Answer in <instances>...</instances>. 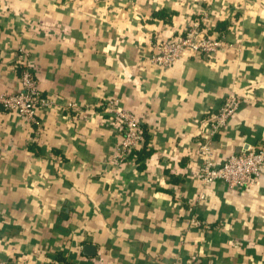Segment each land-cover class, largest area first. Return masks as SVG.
I'll list each match as a JSON object with an SVG mask.
<instances>
[{
	"label": "crops",
	"instance_id": "1",
	"mask_svg": "<svg viewBox=\"0 0 264 264\" xmlns=\"http://www.w3.org/2000/svg\"><path fill=\"white\" fill-rule=\"evenodd\" d=\"M204 15L230 48L150 62ZM19 50L50 105L34 123L0 110V264H264V168L250 188L196 178L228 93L213 160L264 149V0H0L1 93L21 90ZM110 97L138 119L137 161L113 159Z\"/></svg>",
	"mask_w": 264,
	"mask_h": 264
},
{
	"label": "built area",
	"instance_id": "2",
	"mask_svg": "<svg viewBox=\"0 0 264 264\" xmlns=\"http://www.w3.org/2000/svg\"><path fill=\"white\" fill-rule=\"evenodd\" d=\"M201 14L203 15L202 12ZM204 20L200 17L193 20L186 28L184 36L178 40L158 41L150 56V62L155 67L165 70L171 68L181 57L189 53L213 57L217 52L230 48V45L222 38L207 34L204 29L206 27H203L206 26L205 15ZM19 52L21 53V90L17 93L0 92V110L14 113L26 122L34 123L37 112L40 109L48 108L50 103L40 95L28 54L23 50H19ZM105 102L102 113L107 116L109 121L117 124L122 132L113 159L118 164L127 163L130 161L132 151L143 142L138 119L131 111L123 107L118 98L110 97ZM222 102L217 112L205 123V131L198 143L197 152L200 164L196 178L204 186L224 182L232 189L253 187L262 175L264 149L241 151L228 156L220 163L213 160L211 139L226 128L242 104L241 97L232 93H228ZM198 200H204L203 193L199 194ZM190 224L194 227L204 226L202 221L196 217L190 219ZM168 264L178 263L174 261Z\"/></svg>",
	"mask_w": 264,
	"mask_h": 264
},
{
	"label": "trees",
	"instance_id": "3",
	"mask_svg": "<svg viewBox=\"0 0 264 264\" xmlns=\"http://www.w3.org/2000/svg\"><path fill=\"white\" fill-rule=\"evenodd\" d=\"M143 137V134H142ZM142 146H139L138 148H136L135 150L132 151L131 155H130V159H135L137 161V155L142 154L143 152L141 151Z\"/></svg>",
	"mask_w": 264,
	"mask_h": 264
},
{
	"label": "water",
	"instance_id": "4",
	"mask_svg": "<svg viewBox=\"0 0 264 264\" xmlns=\"http://www.w3.org/2000/svg\"><path fill=\"white\" fill-rule=\"evenodd\" d=\"M88 248V247H87ZM89 250H92V248H90Z\"/></svg>",
	"mask_w": 264,
	"mask_h": 264
}]
</instances>
